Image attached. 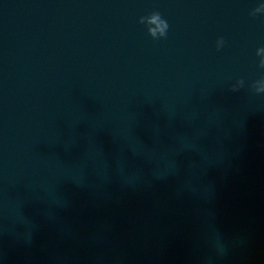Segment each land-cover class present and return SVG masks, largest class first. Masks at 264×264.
<instances>
[{
	"label": "water",
	"instance_id": "1",
	"mask_svg": "<svg viewBox=\"0 0 264 264\" xmlns=\"http://www.w3.org/2000/svg\"><path fill=\"white\" fill-rule=\"evenodd\" d=\"M262 3L0 0V264H264Z\"/></svg>",
	"mask_w": 264,
	"mask_h": 264
},
{
	"label": "clouds",
	"instance_id": "2",
	"mask_svg": "<svg viewBox=\"0 0 264 264\" xmlns=\"http://www.w3.org/2000/svg\"><path fill=\"white\" fill-rule=\"evenodd\" d=\"M264 13V3L260 4L258 7H256L250 15L255 16L257 14ZM141 24H146L148 28V34L153 39H160V38H166L169 30V24L167 20L162 18L161 14L159 12H152L150 15L141 17L140 21ZM226 41L223 37H220L216 42L217 50L219 51L222 49L225 45ZM257 55L261 57L259 62V67L261 69H264V47L259 48L257 50ZM244 80H238L235 85L232 86V91H239V89L244 87ZM252 88L254 89V92L256 94H262L264 93V78H261L260 80L256 81Z\"/></svg>",
	"mask_w": 264,
	"mask_h": 264
}]
</instances>
